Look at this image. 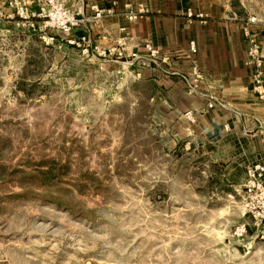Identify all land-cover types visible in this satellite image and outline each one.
<instances>
[{
  "label": "rangeland",
  "instance_id": "obj_1",
  "mask_svg": "<svg viewBox=\"0 0 264 264\" xmlns=\"http://www.w3.org/2000/svg\"><path fill=\"white\" fill-rule=\"evenodd\" d=\"M57 38L0 22V264H264L224 167Z\"/></svg>",
  "mask_w": 264,
  "mask_h": 264
},
{
  "label": "crops",
  "instance_id": "obj_2",
  "mask_svg": "<svg viewBox=\"0 0 264 264\" xmlns=\"http://www.w3.org/2000/svg\"><path fill=\"white\" fill-rule=\"evenodd\" d=\"M114 1L117 14L94 17L91 4L105 8ZM23 2L38 7L36 0ZM70 5L82 22L68 37L88 46L86 52L77 46L78 52L123 71L122 84L142 83L143 96L156 105L172 146L183 145L223 166L233 187L230 196H241L248 168L264 164V129L259 125L264 126V98L255 89L244 36L249 26L264 55V0H71ZM140 6L143 12L129 20L125 13ZM251 17L255 22L249 23ZM60 40L76 49L65 37ZM146 44L160 50L156 61ZM193 67L204 79L190 88L180 75Z\"/></svg>",
  "mask_w": 264,
  "mask_h": 264
},
{
  "label": "built area",
  "instance_id": "obj_3",
  "mask_svg": "<svg viewBox=\"0 0 264 264\" xmlns=\"http://www.w3.org/2000/svg\"><path fill=\"white\" fill-rule=\"evenodd\" d=\"M36 1L37 9H31L23 0H7L6 3L0 1V22L4 19H12L29 26L39 34L40 39L47 45L56 44L57 36L60 35L65 37L68 42L82 48L83 52L88 51V46L84 44L83 40L68 37L82 22V19L71 8V0ZM118 6L117 1L105 8L91 4L95 18L117 14ZM142 12L143 9L140 6L137 10L130 9L125 14L129 20H135ZM255 20V17H251L249 23H253ZM244 36L247 43V63L254 66L255 89L260 98H264V55L256 34L251 31L249 26L244 28ZM190 46L192 52L197 51L194 42H191ZM146 47L151 59L156 61L161 54L160 50L150 44H146ZM117 55L121 56L122 51H117ZM180 77L190 88H193L203 81L204 74L198 67H193L190 73L181 74ZM212 105L210 103L208 106ZM186 114L193 117L192 111H188ZM259 125L264 129L261 122ZM241 207L243 215L250 219V223L242 224L237 234L240 236L246 234L248 224L254 229L256 235L264 240V164L257 163L248 168L241 190Z\"/></svg>",
  "mask_w": 264,
  "mask_h": 264
}]
</instances>
